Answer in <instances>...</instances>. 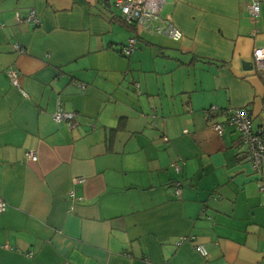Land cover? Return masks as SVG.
<instances>
[{
  "label": "crops",
  "instance_id": "1",
  "mask_svg": "<svg viewBox=\"0 0 264 264\" xmlns=\"http://www.w3.org/2000/svg\"><path fill=\"white\" fill-rule=\"evenodd\" d=\"M117 1L0 0V264H264V0L167 1L178 40Z\"/></svg>",
  "mask_w": 264,
  "mask_h": 264
},
{
  "label": "built area",
  "instance_id": "2",
  "mask_svg": "<svg viewBox=\"0 0 264 264\" xmlns=\"http://www.w3.org/2000/svg\"><path fill=\"white\" fill-rule=\"evenodd\" d=\"M170 0H118L117 7L121 10L122 18L129 25H139L145 28L149 33L154 31L159 34L169 36L171 39L178 40L180 38V32L172 23L170 18L164 19L161 15L162 5ZM174 1V0H173ZM176 1V0H175ZM250 12L253 17L260 15V3L253 2L250 5ZM30 20L37 22L34 16L30 17ZM138 41L136 38L130 39L127 46L123 47L122 52L125 56H131L136 48ZM254 61L258 69L264 71V47L258 48L254 51ZM8 76L12 81L14 88L20 89V76L15 70L8 71ZM215 109L214 111H216ZM231 121L236 126L238 133L240 134L243 145L247 147L246 160L254 165V167H261L264 165V136L262 133H256L253 131L251 123L247 117L242 113H231ZM76 118L75 114L65 113L63 109H59L54 115V120L57 123H71ZM223 125H216L215 128L219 132H222ZM30 161L36 162L38 160L37 154L34 152H28L26 154ZM173 168L176 172L181 170V167L177 164H173ZM84 179H74V185L83 184ZM182 185L177 184L175 194L179 197L182 195ZM261 190L264 192V183L261 186ZM74 191L71 192L72 197ZM6 203L0 198V213L6 210ZM198 252L203 256H208V251L204 246H198ZM69 264V263H65Z\"/></svg>",
  "mask_w": 264,
  "mask_h": 264
}]
</instances>
